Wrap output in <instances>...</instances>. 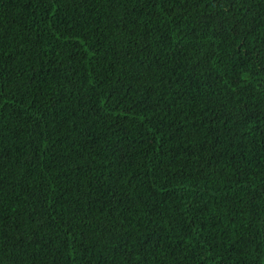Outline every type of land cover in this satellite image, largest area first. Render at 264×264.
<instances>
[{
	"label": "trees",
	"instance_id": "1",
	"mask_svg": "<svg viewBox=\"0 0 264 264\" xmlns=\"http://www.w3.org/2000/svg\"><path fill=\"white\" fill-rule=\"evenodd\" d=\"M0 264H264V0H0Z\"/></svg>",
	"mask_w": 264,
	"mask_h": 264
}]
</instances>
